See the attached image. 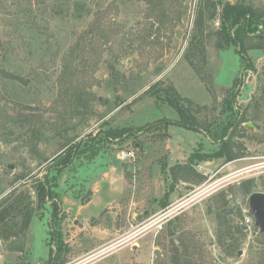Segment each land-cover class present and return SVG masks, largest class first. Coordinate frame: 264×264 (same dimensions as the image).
Here are the masks:
<instances>
[{
	"label": "rangeland",
	"instance_id": "374dc122",
	"mask_svg": "<svg viewBox=\"0 0 264 264\" xmlns=\"http://www.w3.org/2000/svg\"><path fill=\"white\" fill-rule=\"evenodd\" d=\"M236 2L264 14V0H0V210L22 192L35 199L47 171L61 216L52 228L50 205L34 204L21 233V215H8L15 233L0 237V264H48L58 228V241L70 240L61 264H264V233L245 226L249 194L241 188L252 178V189L264 191V17L245 39L262 48L248 49L253 69L243 70L240 94L225 109L240 59L233 46H215L216 32L221 6ZM194 35L205 42L200 72L184 57ZM166 85L200 107L199 129L166 126L177 119ZM239 116L247 119L235 137L246 171L226 177L211 166L202 179L194 172L202 162L186 157L187 170L176 174L190 184L162 204L175 185L163 165L166 141L175 154L208 151V129ZM108 130L122 136L106 138ZM121 149L135 157L119 159ZM70 158L54 180L52 170Z\"/></svg>",
	"mask_w": 264,
	"mask_h": 264
},
{
	"label": "trees",
	"instance_id": "16d2710c",
	"mask_svg": "<svg viewBox=\"0 0 264 264\" xmlns=\"http://www.w3.org/2000/svg\"><path fill=\"white\" fill-rule=\"evenodd\" d=\"M212 12H210V18H213L216 13V7L212 4ZM78 6V3H77ZM264 14H260L257 12L252 6L236 2V3H225L221 6V16H220V27L217 30V39L215 42V46L219 49L229 48L231 46L234 47L235 52L238 54L240 59V70L238 76L234 79L233 89L229 92L228 96L224 100V108L231 109L232 104L236 100V98L240 94L241 87L243 82L241 81V77H243V70L253 69V61L247 55V51L250 48H262L260 44L248 45L246 44L245 39L249 38L250 35L255 34V30L259 25L260 18H263ZM204 23V14L203 10L199 8L196 14V18L194 21L195 28L202 31ZM258 37H263L260 34H256ZM264 38V37H263ZM204 39L201 36L194 35L192 39L189 41V47L184 54V57L188 61L189 65L195 70L199 71V64L196 63L197 60L204 61L205 60V44ZM264 48V47H263ZM163 91V95L167 100L168 104L176 111L177 119L175 120H166V126L168 124H176L181 127L197 130L199 129V121H198V112L200 107L193 103L188 98L181 96L175 87L172 85L164 86L161 89ZM234 122H229L226 126L218 127L217 129H208L209 137L214 142L218 143V147L216 150L212 152H199L195 151L189 156V165L193 163L194 160L212 158V157H224L226 160L235 159L238 157L246 156L245 146L241 141L236 140L239 134L236 135V127L242 125V123L246 122L247 119L243 116H239L237 119L232 120ZM231 130L229 131V129ZM106 138L121 137L122 130H114V131H105ZM239 136H243L240 132ZM97 152V148L93 151V154ZM73 158L69 160H65L64 163H60L58 167L52 170V177L54 180H57L60 176L63 169H65L71 162ZM188 165V166H189ZM190 169V167H188ZM178 169L187 170L186 164L177 165L173 168L175 172ZM191 170V169H190ZM198 175V173H196ZM198 177H200L198 175ZM49 172H45L42 177L37 180V184L34 186L33 191L35 193V199L32 198L29 192H22L21 195L17 197L16 200L11 201L7 205L3 206L0 210V237L3 239H7L10 235L15 232L10 231L13 229V223H7L6 217L8 215L13 214L14 216L21 215L23 220L21 221V225L19 228V232H23L27 229L31 218L33 216L34 204H37V207L42 209L47 203L52 208L51 210V218L49 220L50 225L53 227V222L57 219V215L59 214V202L54 197V184L53 181L49 180ZM254 181L252 178L245 180L243 182V186L241 187L245 193H252L254 191L253 185ZM28 193V194H26ZM166 197V193L164 194ZM4 202V199L2 200ZM2 201L0 202L2 204ZM5 201H7L5 199ZM50 201V202H49ZM164 205H167L166 201H163ZM12 228V229H11ZM61 246L57 244V247ZM60 249V247H58ZM51 263V259L49 260ZM21 264V263H16ZM51 264H61V260L58 258L55 259Z\"/></svg>",
	"mask_w": 264,
	"mask_h": 264
},
{
	"label": "crops",
	"instance_id": "0c3cea01",
	"mask_svg": "<svg viewBox=\"0 0 264 264\" xmlns=\"http://www.w3.org/2000/svg\"><path fill=\"white\" fill-rule=\"evenodd\" d=\"M200 134H205V132H201ZM206 135V134H205ZM206 137L209 139L211 145L209 147V150L206 151L203 149V146L200 145L199 148H197V150H193V151H190V149H188L187 153H183V152H179L177 154H175L174 151H172L171 149V146L170 144L168 143V141H166V145H165V149H166V158H165V163L163 165H165V168H166V173L167 175H169V177L171 178V182L173 184H175L174 186H171V189L168 190L166 193V197H165V200L167 202V205L169 204V198L173 201V200H176L177 197H178V192H179V188L181 187V185H189L191 180H189L188 178H185V179H181L182 177H179L177 174H176V171L174 172L173 171V168H175V166L177 165H183L185 164L184 162V159L187 157V160H189V156L195 152V151H199V152H204V153H207V152H212L214 150H216V148L218 147V143L214 142L213 140H211L209 138V136L206 135ZM199 143V142H198ZM192 146H190V148H192ZM181 155V156H180ZM248 157L245 156V157H238V158H235V159H231V160H226L224 157H212V158H206V159H200L198 161L202 162L204 168L201 169L200 171H197V170H194L195 173H198V175L200 176V178H204L205 176V173H208L209 169L211 166H214L216 168L215 170V174L214 175H217L218 173H223V175L225 174L226 177L230 176L229 174H231L232 172L233 173H237L239 172L240 174L242 172H245L246 171V168L248 167L247 165V162H246V159ZM195 161V160H194ZM193 161V162H194ZM191 166H193L191 164ZM68 167V166H67ZM66 167V168H67ZM109 168V167H107ZM112 168H115V166H113ZM111 168V169H112ZM64 170V169H63ZM207 170V171H206ZM63 172V171H62ZM61 172V173H62ZM194 173V174H195ZM232 173V174H233ZM104 174L106 175L105 177L108 178L109 176H111L113 173L111 172H104ZM196 177H198L196 174H195ZM59 178V177H58ZM178 181V182H177ZM96 190V189H95ZM89 199H86L85 198V203L88 202ZM111 200H109L108 202L110 203ZM108 204V203H107ZM106 204V205H107ZM80 209V207H79ZM59 219H60V215L57 216ZM57 220V219H56ZM77 221H79V219H75V217L73 218V222L74 223H77ZM58 228V227H57ZM77 228L80 230L81 228L83 229L84 227H80V225H77ZM81 229V230H82ZM56 232L58 231L56 237L54 239V241H52V243H54V245L50 248V251L53 249V247L55 246V250H54V254L48 259L50 260L51 259V263L55 260V259H59L61 260L62 259V256H59L60 253L62 252V250H64L62 247L63 245H65L64 243H66L67 241H70V240H64L62 239L61 242L58 241L59 240V237H60V233L61 232V229L58 228V230H55ZM62 244V246L60 247V249L58 250L57 248V244ZM49 251V252H50ZM48 260V264H51L50 261ZM62 263V262H61Z\"/></svg>",
	"mask_w": 264,
	"mask_h": 264
},
{
	"label": "water",
	"instance_id": "95a60500",
	"mask_svg": "<svg viewBox=\"0 0 264 264\" xmlns=\"http://www.w3.org/2000/svg\"><path fill=\"white\" fill-rule=\"evenodd\" d=\"M248 205L251 215L254 217V224L264 233V191H253L248 196ZM174 241L177 245L181 246V242L177 237H174ZM155 254H159L158 250H155ZM238 254H240L238 252Z\"/></svg>",
	"mask_w": 264,
	"mask_h": 264
},
{
	"label": "built area",
	"instance_id": "2783aa9c",
	"mask_svg": "<svg viewBox=\"0 0 264 264\" xmlns=\"http://www.w3.org/2000/svg\"><path fill=\"white\" fill-rule=\"evenodd\" d=\"M117 156L119 159L121 160H129V159H133L134 156V152L132 150H125V149H121L117 152ZM244 224L246 227H250L255 225L254 224V217L251 215V213L248 212L247 215L244 216Z\"/></svg>",
	"mask_w": 264,
	"mask_h": 264
},
{
	"label": "flooded vegetation",
	"instance_id": "af4514ba",
	"mask_svg": "<svg viewBox=\"0 0 264 264\" xmlns=\"http://www.w3.org/2000/svg\"><path fill=\"white\" fill-rule=\"evenodd\" d=\"M243 157H245V156H243ZM257 191V190H256ZM249 213H250V211H249ZM173 241H174V238H173ZM175 242V241H174ZM176 243V242H175ZM181 248H182V252L180 253V256L183 254V252H184V246H182L181 245Z\"/></svg>",
	"mask_w": 264,
	"mask_h": 264
}]
</instances>
